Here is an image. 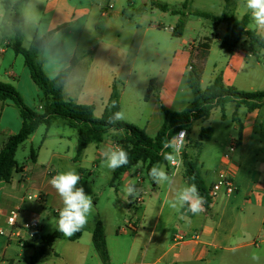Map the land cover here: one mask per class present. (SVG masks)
<instances>
[{"label":"crops","instance_id":"obj_1","mask_svg":"<svg viewBox=\"0 0 264 264\" xmlns=\"http://www.w3.org/2000/svg\"><path fill=\"white\" fill-rule=\"evenodd\" d=\"M17 1L11 0L13 5ZM194 1L29 0L19 8L25 34L23 45L29 48L33 41L50 34L39 54L50 79L70 67L73 59H78L65 85L66 99L93 105L95 116L101 118L111 101L113 89L117 88L120 111H124L126 103L136 113L131 120L135 123L119 121L137 126L154 137L164 123L162 105L182 112L194 101L188 83L191 65L201 70L203 89L220 76L227 86L242 91L264 90V50L251 44L244 36L234 53H227L221 48L227 25L196 16V12L214 14L192 10L189 6ZM232 2V15L238 20L248 16V29L264 36V30H258L254 25L245 0ZM154 3L167 4L170 9L163 11ZM13 18L12 7L0 11V20H4L0 34L1 28L12 30ZM180 20L183 26L177 34L175 29ZM221 25H224L223 29ZM12 38L13 34L0 42V82L12 84L27 106L32 109L39 107L41 111L43 94L33 81L24 56L13 49ZM140 62L146 64L144 70L138 66ZM234 106L227 138L214 139L213 133L209 140L214 139V143L221 147L219 155L214 158V168L204 172L211 180L207 187L210 191L219 180L222 158L230 141L238 140V146L231 154L236 187L231 195L222 190L213 206L207 209L203 205V211L198 215L187 212L186 208L178 211L169 202L173 200L176 189L191 184L184 164L175 169L169 164L157 163L173 175V183L156 184L150 178L152 185L146 187L137 167L143 163L149 173L152 166H149V161L136 162L116 180L112 177L104 214L94 218L91 226L83 227L79 239L54 242L51 264H103L93 243V232L98 222H102L105 228L110 264H210L218 253L226 250L250 247L263 250L264 243L255 245V241L264 239V106L252 112L245 105L237 106L235 102ZM211 117L212 114L202 120L210 122ZM62 120H53L50 127L42 125L46 131L39 147L36 150L32 148L36 153L35 160L31 159L33 164L19 166L20 172L15 173L10 182H0V207L8 210L19 207V224L36 217L43 226L44 217L38 209L49 210V216H55L58 221L56 214L59 215L62 203L49 180L66 162L88 161L90 148H95L92 163L98 166L99 162L102 164L100 152L103 147H122L117 139H123L125 133L111 130L103 143L89 144L77 159L78 130L74 129L78 133L74 142V135L66 129L70 127ZM22 125L23 120L13 102H0V134L7 137L0 150L10 136L19 133ZM209 125L211 128L212 124ZM38 130L28 140L31 144H34ZM188 140L190 144L189 137ZM130 181H135L137 189V193L131 196L125 190ZM28 194H41L43 197L41 201L28 200ZM146 195H149L147 202L144 199ZM27 202L36 204L28 205ZM118 202L127 205V211L138 210L132 222L122 216L124 208L117 206ZM95 208V212H99L97 206ZM120 211L119 219L116 215ZM2 226H6V220L0 216V228ZM36 241L11 255H8L11 243L5 241L0 264L7 261L10 264H30L34 252L27 254L25 249L33 247Z\"/></svg>","mask_w":264,"mask_h":264},{"label":"trees","instance_id":"obj_2","mask_svg":"<svg viewBox=\"0 0 264 264\" xmlns=\"http://www.w3.org/2000/svg\"><path fill=\"white\" fill-rule=\"evenodd\" d=\"M2 1L7 9L12 7L14 10L11 45L17 54L24 56L31 77L41 90L43 97L41 99L42 110L37 111L27 106L23 96L12 84L0 82V102H13L23 120L19 133L10 136L0 150V182H10L14 174L20 172L21 169L16 161L19 147L26 143L39 127L42 125L50 127L53 120L58 118L64 119L70 128L78 130L77 159L89 144L99 145L103 143L109 131L119 130L125 133L123 140L117 139V143L121 144L122 148L127 151L129 164L114 170L113 180H116L130 165L139 161H149L150 167L157 163L169 164L168 160L165 159V154H171V151L165 145L178 132L182 130L188 132L194 121L208 119L216 107H221L224 111L228 103L236 102L237 106L245 105L252 112L264 106V90L256 92L242 91L234 86H227L220 76L209 87L203 89L201 86L202 72L196 65H191L188 83L194 94V101L182 112L172 111L162 105L164 123L154 137L149 136L145 130L126 122L117 121L114 124H110L108 123L109 117L121 110L118 89H113L111 101L101 118L95 116V107L93 105L79 104L73 99H66L64 96L65 85L78 59H73L70 67L60 72L54 79H50L39 60V54L51 35L49 34L40 40L33 41L29 48L24 47L23 18L19 8L22 3L29 0H18L14 5L11 0ZM154 4L163 11L170 9L167 4ZM233 10L234 3L232 0H225V11L222 15L214 16L205 12H196L195 15L215 22H223L227 25V30L221 41V48L227 53H234L244 36L249 38L251 44H256L264 50V36L250 31L248 29L249 17L244 16L241 20H238L232 15ZM182 26L183 21L180 20L175 29L177 34H180ZM151 89L152 82L149 87V94ZM113 102H115V106H113ZM224 117L225 115H223ZM213 133L214 131L211 128L203 129L199 140L209 141ZM35 155V150L32 149V160H35ZM183 164L187 170L189 182L196 185L200 195L204 197V205L208 209L211 199L198 163L191 160L187 153H184ZM56 215L58 216V214ZM82 234L83 228L70 237L59 232L57 228L48 235L40 237V234H38L36 240L40 239L41 244L31 257L30 264H37L47 251L52 248L56 240L69 239L74 241L79 239ZM93 243L103 264H110L105 228L102 222H98L94 228Z\"/></svg>","mask_w":264,"mask_h":264},{"label":"rangeland","instance_id":"obj_3","mask_svg":"<svg viewBox=\"0 0 264 264\" xmlns=\"http://www.w3.org/2000/svg\"><path fill=\"white\" fill-rule=\"evenodd\" d=\"M224 1L225 0H195L193 3L191 2L189 8L195 11L205 10L207 12L213 13L216 16H220L225 11ZM4 9L5 7L2 4V1L0 0V11ZM3 21L4 20L2 19L0 20V27L2 26ZM221 28L223 29L224 25H221ZM12 34H13L12 30L7 28H1L0 42H2L4 38L11 37ZM191 34L195 35V33H191ZM165 39L167 40V37ZM20 59L24 61V59L21 56ZM138 66L144 70L146 64H141L140 62ZM207 82L208 80L206 79L205 85L207 84ZM234 103L235 102H230L229 104H227L224 108V111L222 110L221 107H216L212 111V117L210 118V122H206L205 120L194 121L188 129L190 144L189 143L187 144L184 153H186L187 150L191 160L195 162L198 161L201 163L198 164V167L201 171L206 187H209L211 182L210 177L205 174L206 169L212 170L214 168V166L216 165V162H214V158L218 154L219 149L221 147L219 144L214 143V139L224 140L225 138H227L228 129L229 127L232 126V116H233V111L235 109ZM38 104L39 101H37L36 105ZM35 110L40 111L39 107H37V109ZM123 113H124V119H122V121L130 120L129 122L135 123L134 121L131 120H134L136 113H134L129 107V105H126V103L124 106ZM223 115H225L224 119H223ZM60 119L61 121H63L62 118ZM209 124H212L211 129H213L215 133L214 139H212V141L200 142L199 140L200 133L203 129L210 128ZM55 129H59V128H55ZM66 129L67 131L72 133V135H74V142H76L77 134H78L77 131L71 128H66ZM61 130H63V128ZM45 131H46V127L41 126L40 129L38 130V134L36 136V140L34 144H31L30 142L27 141L26 143H24L19 147L16 154V161L20 167L23 165L33 164L31 160V149L35 148L36 150V148L39 147L40 141L45 135ZM6 139L7 137L5 135L0 134V147L3 146ZM94 153H95V148H90L89 160L91 161L88 160L82 163L76 161L66 162L58 172V173L66 172L68 170L74 169L80 176V182L77 186L83 187L85 193L92 196L93 210L87 218V224L85 226L86 228L87 226H91V224H93L94 222L93 220L97 219L99 216L104 214V206L106 205L107 202L106 194L107 191H109V183L113 177V170L109 169L106 165H104L103 163L101 164L99 162V165L96 166L92 163V160L94 159L93 158ZM226 153H228V150ZM202 163H204L203 169H202ZM137 168L141 172V178L143 180L144 185L146 187L147 185L151 186L152 181L150 179L147 167H144L143 163H140ZM148 197L149 195L144 196L145 202H147ZM27 203L28 205L36 204V202H27ZM119 205L124 208L122 212V216L125 218H129V221L132 222V220L135 219V216L138 214L136 212L138 210L134 208L132 209V211H127L128 210L127 205L118 202L117 206ZM96 206L99 212H95ZM135 206L137 205L135 204ZM38 212H40V214L44 217L42 222L43 226L41 225L40 237L53 233L57 228L56 227L57 220L55 216H49V210L47 209H40V210L38 209ZM116 218L119 219L121 218V211L119 214L116 215ZM122 226H124V224ZM2 227L8 228V226H2ZM5 241H7L6 238L0 236V253L3 252L5 248L6 245ZM39 241L41 242V240H37L34 243L33 247L29 249H25V252H27V254L35 252V250H37L39 247L40 244ZM10 247L11 248L9 250L8 255L18 252L20 249L16 242H12L10 244ZM254 254L257 257L256 259H253ZM216 256H217L216 259L213 260L210 264H264V248L263 250H257L255 247L239 249V250H231V251L226 250L221 253H218ZM52 257H53V250L49 249L47 253L44 255V257L41 260H39L37 264H51ZM5 263L10 264V262L8 261ZM16 264H19V262ZM22 264L24 263L22 262Z\"/></svg>","mask_w":264,"mask_h":264},{"label":"clouds","instance_id":"obj_4","mask_svg":"<svg viewBox=\"0 0 264 264\" xmlns=\"http://www.w3.org/2000/svg\"><path fill=\"white\" fill-rule=\"evenodd\" d=\"M245 7L250 10L256 28L264 30V0H245ZM122 119H124V113L118 111L109 117L108 123L114 124ZM165 147H171L174 152L178 153L183 147V142L182 140L178 142L174 138ZM100 155L102 163L113 171L129 164L127 151L119 146H105L101 149ZM165 159L174 162L172 154H165ZM149 176L156 184L171 185L173 183V175H170L160 164L152 166ZM79 182L80 176L74 169L57 173L49 180V184L55 189L62 203L59 209L57 230L69 237L86 226L87 218L93 210L92 196L86 194L83 187L77 186ZM125 190L130 196L136 194L135 181H130ZM169 203L173 209L179 211L186 208L187 212L198 215L203 211L205 200L195 184H186L174 191V198ZM256 258L254 254L253 259Z\"/></svg>","mask_w":264,"mask_h":264},{"label":"built area","instance_id":"obj_5","mask_svg":"<svg viewBox=\"0 0 264 264\" xmlns=\"http://www.w3.org/2000/svg\"><path fill=\"white\" fill-rule=\"evenodd\" d=\"M42 109V107H41ZM181 134H183L181 136ZM189 133L186 130H182L178 132L171 141L175 138L178 142L182 140L183 147L181 150L176 153L173 148L166 147L171 151V154L174 157V162L168 161L169 165L172 168H179L183 164V154L185 151V147L187 146L189 140ZM170 141V142H171ZM238 146V140L232 139L229 143L228 153H226L222 158L223 167L220 169V177L219 180L214 184L212 189L209 191V197L211 202L209 204V208L213 206L214 201L218 197V194L224 190L226 194L231 195L235 190V182H234V174L232 172V153L235 152ZM42 195H34L28 194V200H42ZM21 209L19 207L14 208L13 210L5 209L4 207H0V216L5 218L6 226L8 228H0V236L5 237L9 243L16 242L19 248H24L28 245V243L35 241L37 239V235L40 234L41 230V222L38 218H32L28 223L19 224L18 216ZM182 239V238H181ZM260 243H264V239L260 238L255 241V245Z\"/></svg>","mask_w":264,"mask_h":264}]
</instances>
